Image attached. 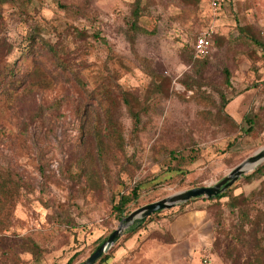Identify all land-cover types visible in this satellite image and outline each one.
Wrapping results in <instances>:
<instances>
[{
	"label": "rangeland",
	"instance_id": "rangeland-1",
	"mask_svg": "<svg viewBox=\"0 0 264 264\" xmlns=\"http://www.w3.org/2000/svg\"><path fill=\"white\" fill-rule=\"evenodd\" d=\"M136 1L3 4L0 68L14 65L29 74L39 67L51 84L28 83L12 94L0 93V169L17 174L24 184L15 201L0 203L1 264H67L74 255V264L84 262L96 242L120 225L111 195L123 190L122 182H144L142 195L130 207L133 212L177 192L220 182L264 146V46L256 40L264 43V0H226L217 17L206 0L199 8L186 0H141L135 28ZM35 27L44 39L32 43L28 38ZM209 27L220 41L203 68V83L190 90L181 80L194 75L192 45ZM44 41L64 45L84 86L53 62ZM152 74L171 80L168 94L153 95ZM104 77L143 99L153 95L152 103L138 135L132 133L126 108H120L125 150L110 159L103 189L83 190V182L70 181L62 170L80 152V137L92 124L88 91ZM224 96L226 111L239 127L207 111L215 113L214 103L220 105ZM248 117L254 119L249 133ZM173 150L185 158L177 160ZM175 165L187 171L184 177L169 170ZM256 166L231 186L235 195L248 198L253 213L264 211V178H245ZM180 205L164 209L146 231L130 238L124 232L110 263L240 264L237 254V260L225 254L235 246L231 232L237 224L227 199L199 198L182 210ZM179 210L183 213H175ZM217 221L225 226L224 234ZM245 253H239L241 261Z\"/></svg>",
	"mask_w": 264,
	"mask_h": 264
},
{
	"label": "trees",
	"instance_id": "trees-1",
	"mask_svg": "<svg viewBox=\"0 0 264 264\" xmlns=\"http://www.w3.org/2000/svg\"><path fill=\"white\" fill-rule=\"evenodd\" d=\"M13 0H0V22L3 21V12L2 7L4 3H8ZM199 8L201 0H186ZM140 4L141 0H137L134 9V26L137 28L136 22L140 16ZM243 30V29H242ZM33 32L29 36V42L34 43L36 39H44L41 35V29L39 27L33 28ZM78 34L82 37H85V33L78 31ZM213 45L211 54L208 57L197 58L194 55V43H193V55L190 54L189 61L193 63V76H188L187 79L181 80V82L186 86L187 89L194 90L196 84L200 85L203 83V68L208 63V58L211 57L215 44L220 41L215 35H213ZM259 44L264 46V43L261 39H256ZM47 42V43H45ZM195 42V41H194ZM44 44L50 50L53 62L57 64L64 72L70 70L73 72L74 79L81 84L85 85L80 76H77L74 71L77 70V65L72 62L70 57V52L62 45L60 42L51 43L44 41ZM0 45H2V40L0 39ZM264 48V47H263ZM18 68V67H17ZM14 65H5L0 68V93L12 94L15 91H18L23 85H35L40 82H45L46 86H50L51 81L47 79L45 75L44 79L40 73L42 70L39 67H35L33 72L29 74H21L20 68L17 69ZM51 75L54 72H50ZM56 78V74H53ZM152 84L151 89L153 95H166L168 94V88H166L171 80L163 75H154L152 74ZM229 77V74H228ZM58 78V77H57ZM56 78V79H57ZM166 88V89H165ZM148 96L146 99H143L141 96L135 94L130 90L124 89L120 84L114 81L111 77H104L101 80V84L95 88L93 91H88V96L92 102L91 111L88 112V116L92 117V124L86 132H84L80 137V152L77 156L71 158L67 165L62 170L63 175L68 178L70 181L82 183L83 190H92L99 191L105 187V180H109V174L111 168H109L110 159L116 160V153L118 151H124L126 146V128L120 117V108L124 106L127 110L128 116L133 121V135H138L142 130V121L143 116L151 108V97ZM216 112L213 113L210 110H207L215 119L226 120L231 122L233 125L239 127L237 123L230 114L227 113L226 107L228 105V100L223 97L220 105H216ZM248 117L247 120L251 123L247 132L251 131L252 126L254 125V119ZM173 157L177 158L176 151H171ZM182 158H185L182 156ZM181 158V159H182ZM169 170H176L183 172V168L180 165H175ZM187 171L183 172L181 175L184 177ZM247 180L251 179H260L264 178V163L259 165L252 173L245 175ZM144 182H137L133 186H127L125 182H122L123 190L113 193L111 195V204L112 212L115 218L118 221H121L125 216L129 215L132 210L130 209L131 205L137 202V200L142 195ZM24 189V184L20 177L9 171L0 169V203L5 205L9 202L15 201L21 191ZM199 198H205L206 200L212 202H220L222 199H227V204L235 212L237 216V224L234 227L232 235L234 239H231L235 242V246H228L225 250V254H228L232 260H237L239 257L240 264H263L264 263V228L262 224L264 222V211H259L253 213L250 210L249 202L247 197L243 195L234 194V186L227 189L225 192L214 196V197H196L192 198L189 201L182 203L180 205V210L184 209L190 201L197 200ZM176 211L175 213L180 212ZM164 210L157 211L147 217L143 222L131 226L125 231L126 237H132L139 231H146L148 225L153 222ZM174 213V214H175ZM183 212H180L181 214ZM176 214L174 218L179 215ZM221 222L217 221V230L224 234L225 226L220 224ZM263 230V231H262ZM109 236V235H108ZM107 236V237H108ZM105 237L101 241L96 242L95 247L92 249L90 255L103 244L107 239ZM119 240V239H118ZM117 240V242H118ZM116 242V243H117ZM116 243L109 249L108 252L104 253L95 264H111V251L113 250ZM218 246V243L216 244ZM241 247V248H240ZM251 249V253H245ZM244 250L246 257L241 261L239 253ZM238 255V257L236 256ZM78 255H74L69 259L67 264H74L77 260ZM82 262L78 263L81 264ZM1 264V259H0Z\"/></svg>",
	"mask_w": 264,
	"mask_h": 264
},
{
	"label": "water",
	"instance_id": "water-1",
	"mask_svg": "<svg viewBox=\"0 0 264 264\" xmlns=\"http://www.w3.org/2000/svg\"><path fill=\"white\" fill-rule=\"evenodd\" d=\"M264 160V146L258 149L252 156L235 167L232 172L224 177L220 182L209 185L199 186L189 190L180 191L170 197L160 201L145 205L125 216L117 229L99 246L84 262L81 264H95L96 261L117 242L120 236L131 226L143 222L153 213L171 208L173 206L185 203L196 197H214L229 189L241 176L248 173L255 165H259ZM256 166V168H257ZM255 168V169H256Z\"/></svg>",
	"mask_w": 264,
	"mask_h": 264
},
{
	"label": "built area",
	"instance_id": "built-area-1",
	"mask_svg": "<svg viewBox=\"0 0 264 264\" xmlns=\"http://www.w3.org/2000/svg\"><path fill=\"white\" fill-rule=\"evenodd\" d=\"M210 9L213 14L217 17L219 13L223 10L226 0H207ZM214 29L211 27L203 30L196 37L194 42V55L197 58L208 57L212 51L213 45V34ZM261 86L264 88V80L261 83Z\"/></svg>",
	"mask_w": 264,
	"mask_h": 264
},
{
	"label": "bare ground",
	"instance_id": "bare-ground-1",
	"mask_svg": "<svg viewBox=\"0 0 264 264\" xmlns=\"http://www.w3.org/2000/svg\"><path fill=\"white\" fill-rule=\"evenodd\" d=\"M259 165H260V164H259ZM259 165H258V166H259ZM255 166H256V165H255Z\"/></svg>",
	"mask_w": 264,
	"mask_h": 264
},
{
	"label": "crops",
	"instance_id": "crops-1",
	"mask_svg": "<svg viewBox=\"0 0 264 264\" xmlns=\"http://www.w3.org/2000/svg\"><path fill=\"white\" fill-rule=\"evenodd\" d=\"M207 1V0H206ZM207 3H208V1H207Z\"/></svg>",
	"mask_w": 264,
	"mask_h": 264
}]
</instances>
